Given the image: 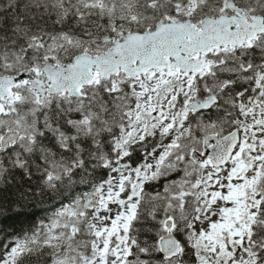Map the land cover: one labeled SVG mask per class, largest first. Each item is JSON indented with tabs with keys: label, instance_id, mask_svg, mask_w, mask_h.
<instances>
[{
	"label": "snow or ice",
	"instance_id": "6c2138e0",
	"mask_svg": "<svg viewBox=\"0 0 264 264\" xmlns=\"http://www.w3.org/2000/svg\"><path fill=\"white\" fill-rule=\"evenodd\" d=\"M0 264H264V0H0Z\"/></svg>",
	"mask_w": 264,
	"mask_h": 264
},
{
	"label": "trees",
	"instance_id": "16d2710c",
	"mask_svg": "<svg viewBox=\"0 0 264 264\" xmlns=\"http://www.w3.org/2000/svg\"><path fill=\"white\" fill-rule=\"evenodd\" d=\"M57 203L50 197L44 199H34L31 201L28 216L15 221H9L7 225L0 224V228L6 229L5 234L19 233L21 230H27L35 221L44 218L54 211ZM54 209V210H53Z\"/></svg>",
	"mask_w": 264,
	"mask_h": 264
}]
</instances>
